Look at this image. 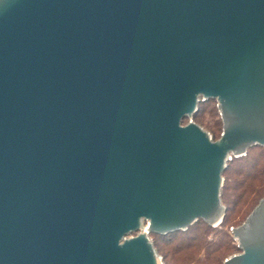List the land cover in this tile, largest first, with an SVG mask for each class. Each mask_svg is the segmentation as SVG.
Instances as JSON below:
<instances>
[{"label": "water", "instance_id": "water-1", "mask_svg": "<svg viewBox=\"0 0 264 264\" xmlns=\"http://www.w3.org/2000/svg\"><path fill=\"white\" fill-rule=\"evenodd\" d=\"M253 147L264 0H0V264H164ZM230 231L222 264H264V197Z\"/></svg>", "mask_w": 264, "mask_h": 264}, {"label": "trees", "instance_id": "trees-1", "mask_svg": "<svg viewBox=\"0 0 264 264\" xmlns=\"http://www.w3.org/2000/svg\"><path fill=\"white\" fill-rule=\"evenodd\" d=\"M207 113L217 120L214 123L205 122L203 116ZM194 120L200 125L205 123L207 126L205 124L203 126L210 131L214 140L219 138L220 117L215 103H200L197 117H194ZM187 121H183V124H186ZM223 177L225 182L221 199L226 208L223 224L221 222L217 227L194 224L186 230V234L174 232L168 235H150L164 264H168L170 259L173 261L175 255L180 256L185 254L184 252H197L203 249L207 254L213 255V259L209 256L207 260L205 257L202 264H212L218 260H224V255L227 252L236 249L232 234L228 231L234 227L229 218L230 212L233 207L241 205L247 217L258 201L264 197V150L253 147L247 151L243 159L233 158L228 163ZM209 235L213 236L210 240H208ZM168 256L170 257L168 258Z\"/></svg>", "mask_w": 264, "mask_h": 264}, {"label": "rangeland", "instance_id": "rangeland-1", "mask_svg": "<svg viewBox=\"0 0 264 264\" xmlns=\"http://www.w3.org/2000/svg\"><path fill=\"white\" fill-rule=\"evenodd\" d=\"M203 118H204V121L205 122H211V123H214L216 120H217V118H215L214 116H210L208 113L206 114V115H204L203 116ZM196 124H198L197 122H196V120H193ZM203 121V122H204ZM205 124V123H204ZM203 124V125H204ZM199 126H201L204 130H206V131H208L209 133H210V131L207 129V128H205L203 125H200V124H198ZM205 126H207L206 124H205ZM211 134V133H210ZM212 135V134H211ZM224 182H225V179H224ZM224 205V204H223ZM246 216H245V212H243V209L241 208V205H237L236 207H233L232 209H231V212H230V216H229V218L232 220L231 222H232V224H234V227H231V228H235V227H238L246 218H245ZM230 228V229H231ZM230 229L228 230L229 231V233H231V231H230ZM213 238V236L212 235H209L208 236V240H210V239H212ZM152 239V238H151ZM232 239H233V236H232ZM233 244L234 245H236L237 246V243H236V241L233 239ZM157 251V250H156ZM240 251H237L235 248L231 251H229V252H227L224 256H225V258L224 259H226L227 257H230V256H232V255H234V254H237V253H239ZM158 253V252H157ZM185 254H183V255H180V256H178V255H173L174 257H173V261H171V259L169 260V262H168V264H202V262H204L205 260V257H207L206 259L208 260V257L210 256L212 259H213V255H211V254H207L206 252H205V250L203 249V250H199V251H197V252H195V251H188V252H184ZM158 255H160L159 253H158ZM161 256V255H160ZM162 257V256H161ZM170 256H168V258H169ZM162 260H163V258H162ZM168 261V260H167ZM176 261V262H175ZM223 261L224 260H218V261H216V262H210V263H212V264H222L223 263ZM173 262V263H172ZM178 262V263H177ZM184 262V263H183ZM163 263H164V261H163ZM207 264V263H206Z\"/></svg>", "mask_w": 264, "mask_h": 264}]
</instances>
